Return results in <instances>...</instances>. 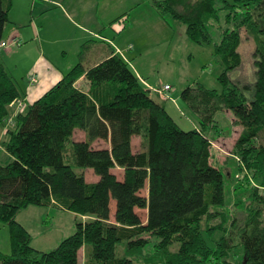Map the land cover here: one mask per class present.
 Returning <instances> with one entry per match:
<instances>
[{
  "label": "trees",
  "instance_id": "obj_1",
  "mask_svg": "<svg viewBox=\"0 0 264 264\" xmlns=\"http://www.w3.org/2000/svg\"><path fill=\"white\" fill-rule=\"evenodd\" d=\"M263 1L153 0L163 18L184 26L198 44L211 41L208 25L226 13L229 26L221 28L215 45L225 67L218 77L222 90L197 83L182 91L185 109L198 121L188 131L118 54L91 66L84 61L90 46H83L75 67L42 97L24 101L22 110L20 87L0 61V126H8L2 145L11 156L0 162V222L9 228L11 247L0 252V264H80L81 250L83 264H264ZM11 6V0H0V44ZM242 28L256 44L251 85L232 78L242 64ZM81 78L86 89L77 86ZM224 109L244 128L235 153L239 185L250 189L251 206L234 216L208 138L215 114ZM77 131L85 138L75 140ZM136 137L139 151L133 148ZM98 140L108 146L95 147ZM86 169L99 179L87 182ZM115 169L123 171L121 178ZM30 205L79 215L75 233L50 252L35 249L17 220ZM137 209L147 211L146 222Z\"/></svg>",
  "mask_w": 264,
  "mask_h": 264
},
{
  "label": "rangeland",
  "instance_id": "obj_2",
  "mask_svg": "<svg viewBox=\"0 0 264 264\" xmlns=\"http://www.w3.org/2000/svg\"><path fill=\"white\" fill-rule=\"evenodd\" d=\"M152 2L153 0H110L104 11L108 13L109 10L111 11L112 8L117 7L118 9H125L123 12H120L121 10L118 11L119 15L124 12L129 14V18L121 20L123 24L126 21L125 25H128V28H132L125 31L127 33L124 36L127 42H123L122 49L124 53L129 57L135 56L130 59L132 67L140 73L144 85L151 89L152 97L167 107H170V104H167L169 100H165L164 95L160 96L154 90L160 89L164 85L171 86V91L165 95L177 99L179 112L176 116L177 118L174 117L180 127L188 131L193 127L189 123L192 122L198 126V121L194 115L185 109L181 99L182 91L187 87L195 86L197 83L209 90L219 92L222 90L218 77L225 67L221 58L215 55V45L222 40L221 28L229 26L225 21L226 13L220 11L219 22L212 20L208 25L211 41L198 44L191 41L185 33L184 26L174 21L170 16L166 18L167 20L162 25L161 21H158L160 19L156 17L154 9L149 10ZM138 3H141V5L137 6ZM261 8L264 9V1ZM37 15L38 13H36L37 28L33 30V23L22 26L19 31V35L22 36H17L16 38L18 43L12 42L13 46L11 44L8 45L9 48H0V61L4 63L8 72L16 79L15 81L19 87L23 81H28L29 68L33 64L32 56L39 51V33H37L39 22ZM7 25L12 26L13 24ZM240 32L241 45L239 52L242 57V64L233 73L232 78L241 85H251L256 78L254 57L256 44L252 34L246 28L240 29ZM6 36L7 31H4V37ZM31 37L33 38L31 39ZM25 38L28 39L25 41ZM129 38L130 40L128 41ZM11 41L5 40L7 44H10ZM134 53L137 54L134 55ZM91 58L94 57L91 55L90 60ZM89 63L88 60L86 64L90 65ZM38 81L39 79H36V83ZM215 119L217 120V125L210 130L208 138L213 147L214 163L224 175L226 208H229V214L234 216L238 215L239 212L241 213V210L245 209L244 206H251V203H249V187L244 184L245 186L241 188L239 185V182H241L239 179L242 175L239 173L238 163L240 164L241 162L235 153L236 142L244 128L236 123L235 116L231 110L218 111L215 114ZM4 126V124L0 126V131ZM73 138L80 140L83 135L80 131H77ZM140 144V138L136 137L133 139L134 151L140 150ZM94 146L106 147L108 143L97 141ZM2 156L0 151V162L4 161L3 163H6L7 161L8 163L9 160H3ZM74 168L78 171L81 170L78 167ZM115 172L119 178L122 177L123 171L121 169H115ZM83 174L87 182H96L99 179L92 169H86ZM248 176L251 178V175L248 174ZM253 182L251 181V184ZM147 194L148 188L146 187L142 191V195L147 196ZM237 201L241 202L240 206L237 205ZM115 211L116 203L112 201V220H114ZM136 211L140 214L142 221L146 222L147 211L141 209ZM259 215L261 220H264V203L259 205ZM79 219V215L69 211L35 205L28 206L17 216L18 222L31 234V245L43 252L54 250L64 239L73 235L76 231V222ZM10 251L9 228L0 222V252L9 253ZM80 253V264H83V251L81 250Z\"/></svg>",
  "mask_w": 264,
  "mask_h": 264
},
{
  "label": "crops",
  "instance_id": "obj_3",
  "mask_svg": "<svg viewBox=\"0 0 264 264\" xmlns=\"http://www.w3.org/2000/svg\"><path fill=\"white\" fill-rule=\"evenodd\" d=\"M11 1L12 6L9 11L8 24L13 25L6 26L5 31H7V36L4 39L12 41L10 44H7V47L11 44L13 46L12 42H17L16 38L20 36L19 31L22 26L33 23L35 25H33V30L37 28L36 13H38L39 29H37V33H39V51L32 56L33 64L29 68L28 81H23L20 84L22 100L28 104L42 97L75 67L80 60L79 55L83 46H90L88 53L84 57V61L86 63L89 60L91 66L100 63L112 54L122 56L129 63L130 59L135 57H129L122 49L123 42H127L124 36L127 33L125 31L132 28H128V25H125L126 21L123 24L121 20L129 18V14L124 12L119 15L117 12L120 10V12H123L125 9H118L117 7L112 8L111 11L109 10L106 13L104 8L110 0ZM139 5L141 3H138L137 6ZM151 5L149 10L153 8L156 12V17L160 19L158 21H161L162 25H164V21L167 19L158 13L153 3ZM27 39L25 38L24 40L26 41ZM126 48L128 49L127 46ZM136 54L134 53V55ZM91 55L94 58L90 60ZM133 70L139 77L141 76L136 69L133 68ZM33 77L35 78V82L32 81ZM36 79H39L38 83H36ZM77 86L87 88L84 78H81L77 82ZM168 100L167 104H170V107H165L169 114L177 121L176 116L179 112L177 107L178 101L172 97ZM11 116H14V109L11 110ZM189 124L193 126L191 129L197 127L192 122ZM7 132L8 126L5 124L0 131V151L2 152L3 160L11 158L2 145V142L7 139ZM81 133L83 135L82 139H84L85 134Z\"/></svg>",
  "mask_w": 264,
  "mask_h": 264
},
{
  "label": "built area",
  "instance_id": "obj_4",
  "mask_svg": "<svg viewBox=\"0 0 264 264\" xmlns=\"http://www.w3.org/2000/svg\"><path fill=\"white\" fill-rule=\"evenodd\" d=\"M0 46L1 47H6L7 46V43H1L0 44ZM32 81H34L35 82V78L33 77L32 78ZM171 86L170 85H164L162 88H160V89H155L154 91L157 93V94H159L160 96H162V95H164L163 97H164V99L165 100H168V99H171V97H169V96H166L165 94L166 93H168L169 91H171ZM24 106H25V103H24V101H18L17 102V109L18 110H22L23 108H24ZM12 120H10V122H11Z\"/></svg>",
  "mask_w": 264,
  "mask_h": 264
}]
</instances>
